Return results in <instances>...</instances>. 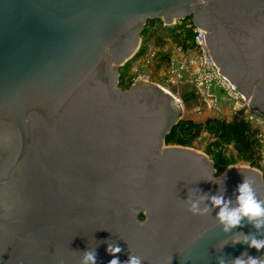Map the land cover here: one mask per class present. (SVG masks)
<instances>
[{"label":"water","instance_id":"obj_1","mask_svg":"<svg viewBox=\"0 0 264 264\" xmlns=\"http://www.w3.org/2000/svg\"><path fill=\"white\" fill-rule=\"evenodd\" d=\"M159 20L204 31L220 74L264 114V0H0V264H80L88 249L108 264V243L143 264L264 255L231 244L251 225L224 233L218 209L193 215L185 202L234 200L243 177L264 199L263 174L218 175L206 154L166 145L182 113L173 94L119 88V67Z\"/></svg>","mask_w":264,"mask_h":264},{"label":"rangeland","instance_id":"obj_2","mask_svg":"<svg viewBox=\"0 0 264 264\" xmlns=\"http://www.w3.org/2000/svg\"><path fill=\"white\" fill-rule=\"evenodd\" d=\"M193 29L191 20H177L171 25L160 20L149 22L140 35L136 54L119 67V88L128 91L136 81L146 79L147 81H142L167 89L181 101L180 119L193 120L196 123H202L210 117L229 120L235 117V114L247 118L248 121L254 112L264 115L251 108L252 113L244 107L235 109L231 104L236 103L223 96V92L220 93L222 96L216 95L218 89L215 90V101L211 98V91L208 92L199 86L196 79L198 52L194 46ZM251 122L259 133V148L253 160L255 166L252 161H247L239 155L233 142L214 137L204 127L198 134L186 138V144L182 147L204 153L214 163L222 158L228 167H250L264 176V124L255 119Z\"/></svg>","mask_w":264,"mask_h":264},{"label":"clouds","instance_id":"obj_3","mask_svg":"<svg viewBox=\"0 0 264 264\" xmlns=\"http://www.w3.org/2000/svg\"><path fill=\"white\" fill-rule=\"evenodd\" d=\"M254 180L243 177L240 184L237 185L236 195L233 199H226L223 191H218L215 195L201 193L198 198L193 199L187 195L186 203L188 211L193 215H211L213 209H218L215 214L217 225L221 227L224 233L232 232L237 227H244L245 224L251 225L255 232L245 234L244 232L235 233L231 237V244L243 243L249 248H254L257 252L264 250V199L257 195L254 187ZM210 205L209 206V203ZM203 204V207L201 205ZM226 242L221 243L217 251H221ZM107 252L113 258L108 264H143V258L129 252L128 259L121 261L117 256L122 249L117 244L108 243ZM80 264H97V252L95 249H88L82 252ZM190 257H184L187 261ZM217 264H264V255L253 257L248 252L231 260H226L224 256H217Z\"/></svg>","mask_w":264,"mask_h":264},{"label":"trees","instance_id":"obj_4","mask_svg":"<svg viewBox=\"0 0 264 264\" xmlns=\"http://www.w3.org/2000/svg\"><path fill=\"white\" fill-rule=\"evenodd\" d=\"M203 127L214 137L233 142L239 155L247 161H252V165L255 166L253 160L259 148V133L249 122L239 116L229 120L210 117L202 123L181 119L167 135L166 145L184 146L186 138L198 134ZM227 167L222 158L215 162L218 175H221Z\"/></svg>","mask_w":264,"mask_h":264},{"label":"built area","instance_id":"obj_5","mask_svg":"<svg viewBox=\"0 0 264 264\" xmlns=\"http://www.w3.org/2000/svg\"><path fill=\"white\" fill-rule=\"evenodd\" d=\"M193 28H194L193 29L194 30L193 31L194 32V38H193L194 46L198 52V57H197L198 62H196L198 72L196 75V79H197V83L199 84V86L208 92L211 91V93L213 94L211 98L215 99V101L217 100L215 97V90H216L215 88H218V89L220 88L219 91L221 92L225 91L229 93L230 95H233L235 100L241 103V105L231 104V106H235L234 107L235 109L244 107L248 112L249 111L251 112L252 110L250 109L249 104L247 103L245 98L238 91L235 90L234 86L226 78H224L220 74L218 67L213 62L210 56L208 47L205 42V38H204V36L206 35L205 32L194 27V25H193ZM141 80H146V79L141 78ZM176 99L178 102L181 103V101L178 98ZM237 115L238 114H235V116ZM254 119L260 121L261 124H264V122H262V120L264 119V115H259L258 113L256 114L255 112L252 113V116H250L249 121L247 118L245 120L249 123H252L251 120H254Z\"/></svg>","mask_w":264,"mask_h":264},{"label":"bare ground","instance_id":"obj_6","mask_svg":"<svg viewBox=\"0 0 264 264\" xmlns=\"http://www.w3.org/2000/svg\"><path fill=\"white\" fill-rule=\"evenodd\" d=\"M215 89L217 90L218 88H215ZM219 90H220V88L217 90V91H218V94H216L217 96H220L221 91H219ZM221 94H223V96H226V97H228V98H231V99L233 100L232 103H236V105H241V103H240L239 101H236V100H235V98H234L233 95H230L229 93H227V92H225V91H223V93H221ZM217 96H216V97H217ZM262 122H264V119L262 120Z\"/></svg>","mask_w":264,"mask_h":264},{"label":"crops","instance_id":"obj_7","mask_svg":"<svg viewBox=\"0 0 264 264\" xmlns=\"http://www.w3.org/2000/svg\"><path fill=\"white\" fill-rule=\"evenodd\" d=\"M180 96H182V95H180ZM220 96H222V95H220ZM185 98V97H184ZM187 98V97H186ZM222 104H224L225 102H221Z\"/></svg>","mask_w":264,"mask_h":264}]
</instances>
